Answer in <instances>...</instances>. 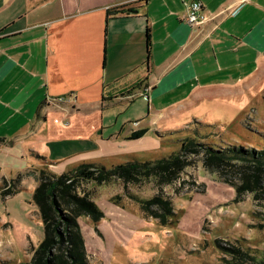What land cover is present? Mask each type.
Segmentation results:
<instances>
[{"label":"crops","instance_id":"crops-1","mask_svg":"<svg viewBox=\"0 0 264 264\" xmlns=\"http://www.w3.org/2000/svg\"><path fill=\"white\" fill-rule=\"evenodd\" d=\"M197 1L214 20L192 27L184 15ZM262 81L264 0H0V178L66 162L58 149L83 130L89 148L74 164L138 160L136 144H163V122L186 127L218 102L240 111L244 89ZM141 99L148 113L138 129L105 137V111Z\"/></svg>","mask_w":264,"mask_h":264},{"label":"rangeland","instance_id":"rangeland-1","mask_svg":"<svg viewBox=\"0 0 264 264\" xmlns=\"http://www.w3.org/2000/svg\"><path fill=\"white\" fill-rule=\"evenodd\" d=\"M254 88L260 91L254 93ZM254 88L244 89L245 103L236 102L240 111L220 102L206 105L198 110L203 114L201 119L190 120L186 127L160 124L156 133L163 141L160 147L153 144L152 137L147 138L136 144L143 155L138 160L119 158L122 164H146L180 156L187 167L172 170L177 173L170 182L152 175L149 168L133 183H83L77 190L79 196H87L105 215L99 223L86 216L79 220L89 264H264V163L257 167L264 153V81ZM147 113V102L142 99L105 111V137L130 125L138 129L137 122ZM97 118L89 117L90 128L100 129ZM84 132L74 133L69 144L64 143L63 152L58 149L56 155L67 156L66 162L42 170L58 178L82 164H94H74L81 157L72 155L89 148L80 139ZM187 139L230 158L208 163L205 149H200L184 160L181 143ZM111 150V145L105 147L106 152ZM107 160L111 159L101 162L111 163ZM12 181L10 176L0 178V264H30L32 247L37 249L45 239L44 225L32 200L38 186L35 178H23L19 190L4 196L6 184ZM158 194L170 200L175 209L168 226L142 215V202Z\"/></svg>","mask_w":264,"mask_h":264},{"label":"trees","instance_id":"trees-1","mask_svg":"<svg viewBox=\"0 0 264 264\" xmlns=\"http://www.w3.org/2000/svg\"><path fill=\"white\" fill-rule=\"evenodd\" d=\"M123 12L124 10H114L109 13L115 16ZM148 44H150V39H148ZM148 132V129L134 132L128 140H140ZM181 145L182 153L185 155L184 160L188 155L199 153L200 149H205L208 163L217 162L219 164L230 158L220 155L213 147L199 144L195 140H184ZM260 156H262L259 157L261 159H256L259 161L258 168L263 167L262 163H264V153ZM185 167H187V161H183L180 156H172L146 164L125 163L111 168L100 164H82L58 178L45 170H33L31 175L36 179L38 187L32 200L38 208L39 218L44 225L45 239L37 249L32 247L30 264H89L79 220L86 216L94 223H99L105 215L87 196L85 198L79 196L77 190L81 189L83 183H95L100 186L114 181L133 183L144 169L149 168L148 172L152 175L170 182L172 175L177 171H182ZM20 183L21 178L6 184L3 195H13L19 190ZM141 209L146 219L156 220L164 226H168L176 215L172 202L164 198L162 194L156 195L151 200L143 201ZM56 249H58L57 253L54 252Z\"/></svg>","mask_w":264,"mask_h":264},{"label":"built area","instance_id":"built-area-1","mask_svg":"<svg viewBox=\"0 0 264 264\" xmlns=\"http://www.w3.org/2000/svg\"><path fill=\"white\" fill-rule=\"evenodd\" d=\"M184 19L192 27H198L214 20V17L207 15L203 4L197 1L187 5Z\"/></svg>","mask_w":264,"mask_h":264}]
</instances>
